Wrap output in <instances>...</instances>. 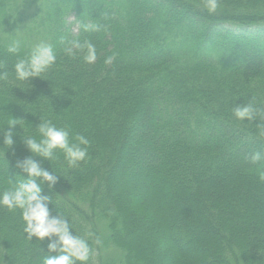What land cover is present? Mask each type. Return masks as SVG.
Here are the masks:
<instances>
[{
	"label": "trees",
	"instance_id": "16d2710c",
	"mask_svg": "<svg viewBox=\"0 0 264 264\" xmlns=\"http://www.w3.org/2000/svg\"><path fill=\"white\" fill-rule=\"evenodd\" d=\"M19 2L39 8L35 22H23ZM219 4L209 12L204 0H0V74H9L0 80V197L27 179L16 167L32 156L24 137L40 138V120H51L70 142L90 141L78 168L62 152L33 157L57 175L41 195L88 242L87 264H264V119L233 114L248 103L264 111V0ZM85 23L107 30L86 32ZM36 37L56 63L20 82L14 66ZM62 37L89 40L96 62L66 54ZM16 40L19 52H8ZM13 118L21 125L8 148ZM25 226L19 209L0 205V264L59 254L48 238L28 239Z\"/></svg>",
	"mask_w": 264,
	"mask_h": 264
},
{
	"label": "clouds",
	"instance_id": "9594fccd",
	"mask_svg": "<svg viewBox=\"0 0 264 264\" xmlns=\"http://www.w3.org/2000/svg\"><path fill=\"white\" fill-rule=\"evenodd\" d=\"M204 6L209 12H215L220 7L219 0H204ZM84 31L95 32L101 29L107 30L105 25L96 23H85L82 25ZM61 43H66L64 51L69 56L77 53L83 54V60L88 64H94L97 60L95 46L87 39L80 41L73 39L66 41L61 38ZM20 41H13L7 51L18 53ZM114 57H108L105 64H111ZM56 63V53L51 44L40 42L35 45L28 56L18 59L14 66L15 79L27 83L30 78L42 77ZM9 74L7 71L0 74V80L7 81ZM234 116L239 120H254L257 116L264 119V111L258 110L252 103L243 106H236L233 109ZM19 120L12 119L9 122V130L4 134V145L11 148L14 144L11 131ZM37 125L39 137H24L23 142L32 156L23 160H18L16 167L27 173V179L21 180L12 189L5 191L0 197V205L9 211L19 209L25 223L24 231L28 239L33 237L42 241L48 238L50 252H58L56 256H48L44 259V264H87L92 253L88 242L69 231L70 223L65 217H53L48 208L50 197L41 195V184L47 182L48 187L52 188L58 181L57 175L45 170L41 164L33 157H42L49 161L58 159L57 153L62 152L67 164L71 168H78L82 162H87L89 157L88 147L90 141L83 135L75 137L76 142H70V133L66 128H58L51 120H40ZM21 125V124H20ZM264 135V131H261ZM262 158L260 152H255L250 156L251 163L255 164ZM260 179L264 181V172L260 173ZM40 181L38 184L37 181ZM53 237L57 239L53 240Z\"/></svg>",
	"mask_w": 264,
	"mask_h": 264
},
{
	"label": "rangeland",
	"instance_id": "374dc122",
	"mask_svg": "<svg viewBox=\"0 0 264 264\" xmlns=\"http://www.w3.org/2000/svg\"><path fill=\"white\" fill-rule=\"evenodd\" d=\"M39 12V8H37L36 5H31L29 2L23 3V2H19V15L23 16L22 20L24 23L27 24H32L33 22H35V18H36V14H38ZM17 13H14V16L12 17L14 19L15 15ZM20 16H16L15 19H20ZM73 20V16L69 17V21L71 22ZM73 29H76V26L74 25ZM7 33L9 34V31H7ZM40 37H36L35 44L38 43ZM39 44V43H38Z\"/></svg>",
	"mask_w": 264,
	"mask_h": 264
}]
</instances>
